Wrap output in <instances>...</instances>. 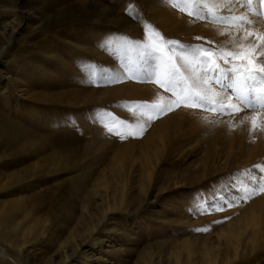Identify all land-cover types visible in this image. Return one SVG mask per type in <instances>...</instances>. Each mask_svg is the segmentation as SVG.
I'll return each instance as SVG.
<instances>
[{
	"label": "rangeland",
	"instance_id": "1",
	"mask_svg": "<svg viewBox=\"0 0 264 264\" xmlns=\"http://www.w3.org/2000/svg\"><path fill=\"white\" fill-rule=\"evenodd\" d=\"M211 1L0 0V128L17 134L9 147L0 135V215L14 198L27 204L35 197L41 205L33 219L17 221L24 237L40 219L29 236L34 239L19 240L21 251L0 229V264H208L209 258L210 264H264V241L238 229L246 228L245 210L264 198L256 190L264 182L238 183L249 177L247 164L238 160L240 144L228 159L236 133L225 122L233 115L244 121L253 109L237 103L239 111L214 113L201 123L192 100L180 116L187 133L157 152L167 90L143 78L142 85L152 84L146 96H129L135 71L146 66L141 56L168 51L167 41L227 51L212 33L215 14L194 15ZM168 5L174 15L183 11L184 20L166 19ZM169 55L179 64L186 50ZM149 70L157 73L160 65ZM149 132L154 138L146 159L141 142ZM8 184L19 190L4 195ZM209 205L217 208L205 211ZM109 207L116 210L105 214ZM66 226L59 240L68 237L66 248L41 253Z\"/></svg>",
	"mask_w": 264,
	"mask_h": 264
},
{
	"label": "bare ground",
	"instance_id": "2",
	"mask_svg": "<svg viewBox=\"0 0 264 264\" xmlns=\"http://www.w3.org/2000/svg\"><path fill=\"white\" fill-rule=\"evenodd\" d=\"M155 2H156V0H152L151 3L154 4ZM210 3H211V6H209L210 7L209 9L205 8V10H200V12L205 14V13H208L209 11H211V13L215 14L217 23L214 25V31H212V33L214 32L213 34H214V37H215V40L217 43L219 42V44H221L220 38H222L223 39V45H224L225 49L227 51L230 50L233 52L241 51L245 48H248L249 46H251L252 48H255L256 51H260V50L264 49V42H257L251 36H247V35L242 36L241 35L242 33H247V32L256 33L258 35H264V20L259 19L255 12L244 11V9L240 6L242 3V0H212ZM205 5H206V3H205ZM168 7H169V5H168ZM170 7L165 14L166 19L171 20L172 18H176V20H178V19L180 20L179 15H180V17H183L181 15V14H183L182 13L183 11L179 10V12H177L176 15H174L176 10L174 11V9L172 8L173 9L172 10ZM180 7H182V6H180ZM253 8L254 9H260L261 6L259 5L258 2H255V0H254ZM211 13H209V14H211ZM241 18H243L246 21H249L250 23L242 24ZM183 20H184V17H183ZM223 21H226V22H223ZM221 23L224 24L223 27L220 25ZM175 24H177V23H175ZM212 40H214V39H212ZM253 56H255V53H253ZM141 59L146 61V66L142 65L143 68L145 67L143 70L139 69L138 71H135V80H136L135 82H137V84L132 83L131 87H130V91H129V96L132 98H141V97L146 96V93L148 91L147 90L148 87H146V84H148V83H146L145 85L143 83V85H142V83H140V80L145 78L147 81H152L154 83L155 82L154 80H149L146 78V74L152 73V71L149 70V68L154 70L156 68V66L160 65V60L157 56H141ZM178 66L180 67L181 71L184 73V76L187 78V86L183 87V88H178L174 93L166 91V94L163 92V94H165V95H161V96H165L167 101L170 100V102L163 107V109H167L166 111H163V113H166V114L164 117H162V119L160 120L159 125H158V135H159L158 138H159V141L161 142V145H158V146H160V148L157 146V152L160 151L161 149H162L161 152L164 151V148L168 144V140L176 139L179 135H181L185 132L187 133L188 130H186L185 132L182 131L183 122L180 119V116L189 112L187 108H188V106L191 107V104L193 103L192 100L189 99V97L191 95V91H194L195 94H200L202 96H205L212 103H215L217 105H223L225 108H227L230 104L236 105V107L239 108V105L237 104L238 102H237L236 98H234V96L231 97V99H227L226 93H224L220 88L215 87L211 83H208L206 85H202L196 81V76L199 74V71H200L198 60L192 58L191 56H187L186 59L180 60ZM144 71H145V73H144ZM148 85H150V84H148ZM154 87H155V85H154ZM163 90H166V89L163 88ZM157 92H158V90H157ZM169 105H170V107H168ZM149 107L150 106H147V107L144 106V108L142 110V112L145 115L144 117H147V118L152 117V115L149 113ZM196 108H197L198 116H201V119H199V121L201 123L210 121V119H212V115L214 113H219L221 115L222 112H225V111H222L220 109L212 110V109L204 108L202 106H197ZM140 112H141V110H140ZM244 112H245V110H244ZM223 115H224V113H223ZM233 117H234V119H233ZM233 117L228 116L227 121H225L226 123L230 124L227 126L228 128H231L230 132L236 133V135H234V137H233V134L231 137V144L229 145L230 151L228 153V159L235 152L233 145H239L240 144V146H241L240 151L242 152L240 154H242L244 156H243V159L238 158V160L240 162L246 161L245 164H247V166L244 168L245 169L244 173L249 176L246 178L239 177L238 183H241L242 181H243V183H263L264 182V170H263L264 168L263 167L258 168V166L260 164L264 163V113L260 112L259 109H253L251 111L250 116L248 118L245 117L244 121H243V118H241L239 115L237 117H236V115H233ZM253 117H258L256 129H254L253 125H252V118ZM142 119H144V118H142ZM220 120H221V118H220ZM191 124H196V120L191 122ZM0 135L3 138L2 139L3 142L0 139L1 142L5 143L4 141H6V143H8V144H5V145H8V147L10 145H12L13 143H15L16 142L15 140H17L16 139L17 134L12 133L9 135V133L6 130V128L4 127V125L1 126V128H0ZM251 135L256 136L255 138L252 137L255 140L251 139ZM14 136L16 138H14ZM153 136H154L153 133L149 132L143 138V141L141 142V144L144 146L143 147V154L146 153L147 152L146 150H148V148L151 146V143L153 142V138H154ZM236 137H239L237 139L238 144H237V142H235V144H233L234 141L236 140ZM30 140L28 139V141H30ZM249 140H253V141L250 142ZM30 145H31V143H30ZM215 145H217V142H215ZM1 150H2V147L0 145V151ZM144 156H146L145 158L148 159L147 153L144 154ZM1 161H2V159L0 158V162ZM125 164H126V162H125ZM259 172L262 175H257V174H259ZM152 173H153L152 171L149 172V174H148L149 178H151ZM259 176H260V180L258 181ZM125 177H127V176H125ZM9 184L4 186L3 189H5L7 187H10L11 189L5 190L3 192L4 195H7L13 191L19 190L18 186H12L11 187V186H9ZM15 184L19 185L20 183H15ZM17 194H18V192H17ZM28 199H26L27 204H24L25 197H19V198H14V199L9 200L7 203L4 204L3 212L0 215V219L2 220L0 222V229L2 228L3 229L2 231H5L4 235L2 237H3L5 242L9 243L10 247L16 248L17 252L22 250V244H20L19 240H24L23 243H25L26 241L29 242V241L33 240L34 234L32 235L31 238H29V236L32 232V228H36L40 224V219L34 218V222H33V223H35L34 226L32 228H30L28 230V232L24 231V237L18 235L19 233H22V227H20V222H17L19 217L22 216V222L21 223H23L25 219H28V218L33 219V217L37 213H39L41 210V205L35 197L33 199L31 198L30 200H28ZM122 205H121V207H123ZM45 206L47 207L46 203H45ZM117 208H120V207H117ZM112 210H116L115 207L114 208L109 207L106 210L105 214L109 211H112ZM245 211H247V213H245V214L243 213V214L245 215L244 218H246V220H245V227L246 228L243 229L244 226H243V228L242 227H239V228L236 227V228H238V229L241 228V230H244L245 232H246V230L250 229V231L254 237L253 239H255V241L257 239L256 236L259 237L257 239L258 241L260 238L264 241V227H263L264 226V198L260 197L259 199H257V201L255 202V205L252 204V206L250 207V211H248V210H245ZM105 214L103 216H105ZM3 222H4V224H3ZM66 223H67V221H66ZM243 223H244V221H243ZM68 225H69V223H68ZM70 227H72V226H70ZM97 227H98V225H97ZM228 229H229L228 231L230 233L233 230L231 226ZM67 231H68V226L64 227L63 229H60V231L58 232V235H57V241L54 244L42 245L44 247H41L42 248L41 253H44L45 255H47L48 252L52 251L53 248L55 246H58V245L60 248H64V247L66 248L67 241H65V240L68 239V237L64 240L65 242L62 241V243L61 242L59 243V240H61L64 237V235L67 233ZM90 231H91V233H93L95 231V228H93L92 230L90 228ZM72 232H73V230H72ZM74 232H73V234H74ZM76 235H74V237ZM25 236H27L28 238L25 239ZM78 236H80L79 233H78ZM71 237H73V236H71ZM95 241L96 240L94 239L92 241V243H95ZM68 242H69V239H68ZM66 253L64 255L65 260H68V258H70V256L68 253H67L68 255ZM4 255H7V253L3 252L2 256H4ZM62 261H63V259H62ZM212 262H214V261H212L209 258L208 264H210ZM52 263L49 262V264H52ZM177 264H179V262Z\"/></svg>",
	"mask_w": 264,
	"mask_h": 264
},
{
	"label": "snow or ice",
	"instance_id": "3",
	"mask_svg": "<svg viewBox=\"0 0 264 264\" xmlns=\"http://www.w3.org/2000/svg\"><path fill=\"white\" fill-rule=\"evenodd\" d=\"M261 6L260 9H254V0H242L241 7L246 12H255L259 19L264 20V0H255ZM194 15L201 19H207L202 12H195ZM226 22V21H223ZM242 24L250 23L241 18ZM243 35L251 36L257 42H264V35L247 32ZM196 39H202L197 37ZM205 43H209L205 41ZM169 45L168 51L164 52L161 49H155L157 57L160 60V71L146 74L149 80H155L160 87L165 88L169 92H175L178 88L187 86V78L178 66L177 60L169 53L177 49L186 50L187 56L198 60L199 74L196 76V81L202 85L211 83L215 87L220 88L226 93V98L231 99L235 96L240 105L248 109H259L264 113V49L256 51L255 48L249 46L238 52L225 51L219 53L215 47L208 48L204 45L199 46H184L176 41H167ZM255 53V56H253ZM213 57H216L215 59ZM189 99L195 101L193 106H202L207 109L228 112L232 110L239 111L236 105H229L225 108L223 105L212 103L207 97L200 94H191ZM170 107V105L168 106ZM167 109H161L166 111ZM258 117L252 118L253 128H257ZM256 190L264 192V184L256 186ZM245 200L246 197H242ZM232 203L221 205L220 208L229 207ZM216 205H209L205 211L216 209Z\"/></svg>",
	"mask_w": 264,
	"mask_h": 264
}]
</instances>
